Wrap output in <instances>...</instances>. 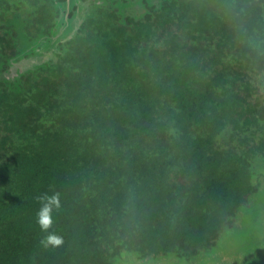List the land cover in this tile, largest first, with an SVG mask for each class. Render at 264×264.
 I'll use <instances>...</instances> for the list:
<instances>
[{"label":"trees","instance_id":"1","mask_svg":"<svg viewBox=\"0 0 264 264\" xmlns=\"http://www.w3.org/2000/svg\"><path fill=\"white\" fill-rule=\"evenodd\" d=\"M70 2L0 0V264L256 250L264 0ZM53 192L55 247L36 220Z\"/></svg>","mask_w":264,"mask_h":264},{"label":"rangeland","instance_id":"2","mask_svg":"<svg viewBox=\"0 0 264 264\" xmlns=\"http://www.w3.org/2000/svg\"><path fill=\"white\" fill-rule=\"evenodd\" d=\"M152 2L154 3L155 0H152ZM130 6L133 8H137V9L141 8L140 5L134 4V3ZM8 77H10V75H8ZM256 214L260 216L261 218H263L264 220V194H262L257 201V213ZM239 228H242L244 230L243 235L247 236V232L249 231V229H252L253 226L249 225L248 226L249 229H248V228H245L244 225L240 224ZM255 231H257L258 240L260 238L259 246L256 250L250 251L249 253L243 252L241 255L242 256L241 258H216V259L211 258L209 261H206L203 264H264V223L262 224V220L260 221V224L258 222V225Z\"/></svg>","mask_w":264,"mask_h":264},{"label":"clouds","instance_id":"3","mask_svg":"<svg viewBox=\"0 0 264 264\" xmlns=\"http://www.w3.org/2000/svg\"><path fill=\"white\" fill-rule=\"evenodd\" d=\"M41 205L36 213V220L40 228L46 233L42 243L45 246H59L63 243V237L53 231H49L54 223V212L61 207L59 192L44 194L41 198Z\"/></svg>","mask_w":264,"mask_h":264},{"label":"flooded vegetation","instance_id":"4","mask_svg":"<svg viewBox=\"0 0 264 264\" xmlns=\"http://www.w3.org/2000/svg\"><path fill=\"white\" fill-rule=\"evenodd\" d=\"M68 1V7H67V11H69V7H70V5H71V0H67ZM70 2V3H69ZM84 7V6H83ZM83 7H81L80 6V10H81V12H83ZM71 9V8H70ZM65 12L64 13V11H63V15H62V25H61V29L55 34V36H53V34H52V36H51V39L52 40H56V39H58V37H59V35L61 34V32H63L65 29H66V27H67V24L66 25H63V23H64V21L67 19V17H69V15H70V13H68V12ZM70 12V11H69ZM74 22L77 24V25H80L82 22H83V19L82 18H79V17H76L75 19H74ZM46 40V39H45ZM45 42V41H44ZM43 42V43H44ZM46 47H44L43 46V52H44V49H45Z\"/></svg>","mask_w":264,"mask_h":264},{"label":"water","instance_id":"5","mask_svg":"<svg viewBox=\"0 0 264 264\" xmlns=\"http://www.w3.org/2000/svg\"><path fill=\"white\" fill-rule=\"evenodd\" d=\"M77 1V4L79 5V6H83V3H82V0H76ZM70 3V2H69ZM63 6H61V8H62ZM61 18L59 19V21H58V23H57V30L59 31L60 29H61ZM57 32L56 31H54L53 32V36H55V34H56ZM69 38H70V36H69ZM45 41V38H42L39 42H38V44L40 43V42H44Z\"/></svg>","mask_w":264,"mask_h":264}]
</instances>
